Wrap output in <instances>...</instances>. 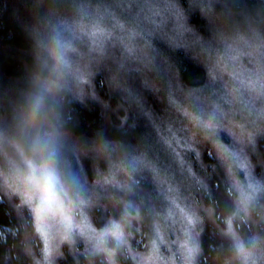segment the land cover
<instances>
[{"label":"rangeland","instance_id":"374dc122","mask_svg":"<svg viewBox=\"0 0 264 264\" xmlns=\"http://www.w3.org/2000/svg\"><path fill=\"white\" fill-rule=\"evenodd\" d=\"M186 2L76 1L75 18L63 38L79 44L84 67L118 82L146 123L137 141L126 146L83 144L85 156L106 164L91 173L90 181H77L74 193L48 168L0 152L2 190L27 210L40 241L34 264H60L65 253L72 259L97 256L110 264H119L118 259L198 264L205 217L212 215L204 202H210L207 178L216 167L225 173L233 195L231 207L223 201L229 216L218 218L235 241L238 264H264V241L251 236L245 243L232 227L246 220L244 211L249 213L264 194V176L255 175L246 153L264 138V43L256 36H218L212 26L208 34L189 29L183 3L194 13L209 7L207 0ZM179 48L206 70L203 78L192 75L185 87L174 62ZM65 66L55 89L75 78L82 82H73L76 88L69 82L70 90L91 96L89 88H78L87 86L88 75L68 61ZM138 89L154 96L152 104L137 97ZM3 131L0 149L8 142ZM205 150L213 160L208 163H216L212 168ZM123 196L129 219L118 218ZM95 213H101L99 219Z\"/></svg>","mask_w":264,"mask_h":264},{"label":"trees","instance_id":"16d2710c","mask_svg":"<svg viewBox=\"0 0 264 264\" xmlns=\"http://www.w3.org/2000/svg\"><path fill=\"white\" fill-rule=\"evenodd\" d=\"M76 1L0 0V134L5 133L4 127L8 131V142L2 145L0 152L15 161L25 160L48 168L68 193L75 192L77 181H90L91 173L103 169L106 164L94 156H85L83 144L126 146L137 141L139 130L143 131L146 123L127 94L117 88L118 82H111L101 70L84 67L86 64L79 60L82 56L79 44L63 38L68 33L67 24L75 18L71 13ZM185 3L182 16L189 29L208 34L212 26L218 36H256L264 43V0H207L209 9L197 13L187 10ZM174 54L178 82L182 87L192 75L203 78L205 68L193 64L185 48L175 50ZM66 61L72 66L75 64L80 73L88 75L87 86L80 84L78 88H89L91 96L80 97L71 91L74 89L69 82L75 88L73 82H82L75 78L68 84L65 82L64 88L54 87L50 92H44L40 131L50 134L51 142L48 148L37 150L34 147L36 132L25 127L24 119L32 98L40 94L45 85L63 82L65 71L61 72V68L66 70ZM135 92L146 105L155 100L151 93L142 89ZM246 149L255 175L264 176V138H257ZM206 160L208 166L214 164L208 163L213 160L207 156ZM212 170L207 178L210 202L204 201L212 215L205 217L198 264H238L235 241L225 235V227L218 218L229 216L230 211L224 210L223 201L226 200L231 207L233 195L223 170L219 167ZM0 197L3 200H0V226L7 225L0 232V264H34L39 257L40 241L30 215L16 197L5 194L1 183ZM126 197L123 196V207L119 206L120 219L123 215L128 219L132 217ZM254 203L249 213L244 211L245 221L238 219L232 224L237 236L245 243L251 236L264 241V194ZM112 214L116 216L114 210ZM100 215L95 213L94 217L99 219ZM211 227L218 233L211 234ZM128 262L118 259L119 264ZM60 264L110 263L102 262L97 256L84 258L80 255L72 259L65 253Z\"/></svg>","mask_w":264,"mask_h":264},{"label":"clouds","instance_id":"9594fccd","mask_svg":"<svg viewBox=\"0 0 264 264\" xmlns=\"http://www.w3.org/2000/svg\"><path fill=\"white\" fill-rule=\"evenodd\" d=\"M55 85H45L41 93L32 98L31 107L25 116L24 124L27 129L35 130L34 147L37 150L48 148L51 142L50 134L41 133L40 128L42 124L41 114L44 108L45 96L44 92H50Z\"/></svg>","mask_w":264,"mask_h":264},{"label":"snow or ice","instance_id":"6c2138e0","mask_svg":"<svg viewBox=\"0 0 264 264\" xmlns=\"http://www.w3.org/2000/svg\"><path fill=\"white\" fill-rule=\"evenodd\" d=\"M185 2H186V0H185ZM189 222H191V221H189ZM6 226L7 225L0 226V232L4 231V227H6ZM9 234H11V233H9Z\"/></svg>","mask_w":264,"mask_h":264},{"label":"bare ground","instance_id":"6f19581e","mask_svg":"<svg viewBox=\"0 0 264 264\" xmlns=\"http://www.w3.org/2000/svg\"><path fill=\"white\" fill-rule=\"evenodd\" d=\"M217 181V180H216ZM255 204V203H254ZM258 218V217H257ZM212 220V219H211ZM215 221H216V219H215ZM218 223V222H217ZM220 224V223H219ZM207 226V225H206ZM213 228V227H212ZM212 230V229H211ZM217 230V229H216ZM225 235H227V234H225ZM229 236V235H228Z\"/></svg>","mask_w":264,"mask_h":264}]
</instances>
